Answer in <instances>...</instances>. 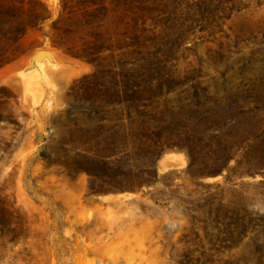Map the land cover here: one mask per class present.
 I'll use <instances>...</instances> for the list:
<instances>
[{"label":"rangeland","instance_id":"374dc122","mask_svg":"<svg viewBox=\"0 0 264 264\" xmlns=\"http://www.w3.org/2000/svg\"><path fill=\"white\" fill-rule=\"evenodd\" d=\"M2 62L0 264H264V0H0Z\"/></svg>","mask_w":264,"mask_h":264},{"label":"water","instance_id":"95a60500","mask_svg":"<svg viewBox=\"0 0 264 264\" xmlns=\"http://www.w3.org/2000/svg\"><path fill=\"white\" fill-rule=\"evenodd\" d=\"M44 54V53H46L45 55H48L50 52L49 51H37V52H35L33 55H40V54ZM32 55V56H33ZM37 56H34L33 58H35V59H40V58H37ZM42 58V57H41Z\"/></svg>","mask_w":264,"mask_h":264},{"label":"bare ground","instance_id":"6f19581e","mask_svg":"<svg viewBox=\"0 0 264 264\" xmlns=\"http://www.w3.org/2000/svg\"><path fill=\"white\" fill-rule=\"evenodd\" d=\"M39 56H40V57L43 56L42 53H41L40 55H38V57H39ZM172 158H175V157L171 156L170 159H172ZM165 159H166V158H165ZM170 159H169V160H170ZM166 160H167L166 162L169 164L168 159H166ZM174 160H177V159L175 158V159H172L171 161H174ZM163 162H164V161H163ZM175 162H178V161H175ZM182 162H183V161H182ZM170 163H172V162H170ZM172 164L175 165L174 163H172ZM177 164H178V163H177ZM163 165H166V164H163ZM179 165H181V164H179ZM179 165H177V166H179ZM170 166H171V165H170ZM175 166H176V165H175ZM165 167H166V166H164V168H165Z\"/></svg>","mask_w":264,"mask_h":264},{"label":"trees","instance_id":"16d2710c","mask_svg":"<svg viewBox=\"0 0 264 264\" xmlns=\"http://www.w3.org/2000/svg\"><path fill=\"white\" fill-rule=\"evenodd\" d=\"M4 62H2L0 65H2ZM241 229H242V233H241V236H240V238L241 237H243L244 236V234H245V231H247V224L246 225H243V226H241Z\"/></svg>","mask_w":264,"mask_h":264}]
</instances>
